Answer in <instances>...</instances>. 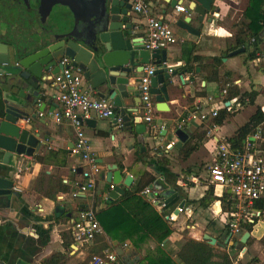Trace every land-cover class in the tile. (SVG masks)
Returning <instances> with one entry per match:
<instances>
[{
	"label": "crops",
	"instance_id": "obj_1",
	"mask_svg": "<svg viewBox=\"0 0 264 264\" xmlns=\"http://www.w3.org/2000/svg\"><path fill=\"white\" fill-rule=\"evenodd\" d=\"M148 1L153 7L154 14L171 25L178 42L166 50L169 73L172 71L177 74L172 79L169 89L170 100L166 109H158L159 104L155 101L157 111L154 122L149 125L141 120L147 128L144 134L146 151H142L135 132L137 126L135 121L141 116V100L134 97L123 99L122 109L126 111L131 121L133 132L126 133L118 127L114 119L95 118L94 124L84 125L93 156L101 171L96 176L95 191L83 192L80 185L84 178L80 169L86 165L71 152L76 141V130L71 123L56 122L55 114L62 108L57 99L53 102L56 107L48 104L45 111L38 114V120L42 122L36 121L38 128L36 131L42 134L41 141L45 146L32 157L25 155L11 160L10 165L3 164V154H0V177L12 181L13 192L19 194L12 196L8 209H0V264H45L58 254L68 255L66 264L85 262L90 257L91 250L97 245V238L91 244H79L75 241L72 226L82 209L99 211L107 207L112 191V184L107 180L108 167L111 165H116L118 170L124 173V179L126 176L133 178L130 187L124 186L125 191L142 190L140 195L155 207L174 231L164 242L163 248L175 261L186 239L206 241L204 236L209 235L217 239V244L213 247L227 250L234 264H264V210H262L264 198L256 203L257 218L246 227L245 233L249 232V225L253 226L248 239L251 244L247 242L244 250L235 246L244 233L241 236L233 235L229 245H226L227 237L231 234L226 227L227 213L231 209L230 195L211 184L208 172L209 167L217 161L219 146L228 143L236 132L249 122L258 108L264 113V56L250 61L247 59L246 51L223 59L222 75L227 73L228 79L242 94L256 92L257 96L254 105L248 100L245 101L246 104L239 103L237 97L232 100L235 114L222 125L210 126L209 123L214 118L213 113L225 110L224 106L229 103L225 101L230 85L222 87L218 83L206 82L202 68L203 65L213 64L216 57H220L228 48L236 45L233 31L236 25L244 21L243 14L250 0H201L197 4L193 0H176L179 2L178 6L186 9L185 13L178 12L177 7L171 6L173 0ZM198 4L206 6L209 11L201 34L194 36L178 27L177 21L188 20L191 17V24L197 26L198 15L192 10ZM5 12L11 14L12 20H16L15 13L7 10L6 1L0 0V39L4 41L6 39L2 27L5 25ZM133 15L139 27L137 32L143 36L144 21L135 13ZM209 20L212 22L208 23ZM190 44H195L196 51L191 66H188ZM147 66L156 68L154 61H150V65H145L144 68ZM190 67H193L194 71L190 72ZM225 89L226 96L223 95ZM84 90H87L86 83ZM88 91L96 95L91 90ZM51 93L55 96L59 94L54 81ZM109 102L114 105L113 101ZM135 109H138V114L133 113ZM194 111L198 115H205L207 120H194L179 128L188 114ZM178 129L190 133L180 148L176 146L179 140L175 133ZM152 132L156 135L155 138L151 137ZM194 137L192 145L197 149L188 159H183L180 151ZM143 154L146 157L141 159ZM39 157L42 161L38 160ZM43 173L62 179L63 184L71 188L70 193L60 194L56 200L37 193L35 187ZM143 173L156 177V181L163 179L165 185L172 191V196L177 195L171 200L172 196L166 197L160 190H153L155 196L167 204L166 208L161 209L159 205L152 204L149 196L143 195V191L156 182L149 184V177L142 176ZM211 187L214 189L216 200L208 208L201 207L198 202L206 196ZM225 194L227 198H224L230 204L227 212L222 200ZM182 202L186 203L185 207L182 208L183 212L178 213ZM171 214L177 215L175 222L167 220V216ZM182 215L186 218L181 224L179 221ZM232 242L234 244L230 245ZM106 244L109 247L103 254L106 251L117 253L118 248H122L124 256L120 257L117 253L119 258L126 259L128 256H137L140 260L143 258L142 253L135 249L129 239L123 243L106 241ZM119 263L118 259L117 264Z\"/></svg>",
	"mask_w": 264,
	"mask_h": 264
},
{
	"label": "water",
	"instance_id": "obj_2",
	"mask_svg": "<svg viewBox=\"0 0 264 264\" xmlns=\"http://www.w3.org/2000/svg\"><path fill=\"white\" fill-rule=\"evenodd\" d=\"M68 1L55 4L57 8L51 15L53 25L49 31H39L21 42L0 39V154H3L5 165H10L11 160L18 157H32L45 146L41 141L42 134L36 131V121L42 122L38 120V114L43 113L48 104L57 106L53 103L56 96L51 93L53 76L64 70L62 60L66 57L83 72L86 87L96 94V98L114 102L123 118L126 133L133 132V127L122 109V100L129 97L140 99L138 84L145 65H150V61H154L156 66L151 88L159 104L158 109L165 110L170 100L169 89L177 74L169 73L168 69L162 67L167 62L166 50L152 53L145 50L143 36L137 32L139 27L134 19L131 0ZM193 1L197 4L201 0ZM17 4L18 0H7L8 11L16 15ZM178 5V1H171L173 8ZM192 11L198 15L197 26L191 24V17L178 20L177 25L199 36L209 9L198 4ZM261 37H264V32ZM246 51L247 48L243 47L232 52L230 57ZM133 113L138 114V109ZM87 123L94 124V120L84 124ZM135 123L137 141L145 152L144 134L147 128L140 118ZM175 136L179 140L176 146L180 148L190 133L178 129ZM151 137L155 138L156 135L152 132ZM108 170L107 180L114 185L109 196L111 200H116L125 195L124 186L130 187L133 178L126 176L124 179V173L116 165L109 166ZM80 172L83 173V169ZM150 189L160 190L166 197L172 196L163 179L157 180ZM18 195L13 192L12 181L0 177V209H8L12 196ZM176 197L172 196L171 200ZM154 198V194L149 195V199ZM185 204L182 202L181 208ZM232 237V233L229 234L226 245H229ZM249 238L250 232L245 233L235 246L244 250ZM204 240L212 246L217 244V239L209 235H205ZM117 253L120 257L124 256L122 248H118Z\"/></svg>",
	"mask_w": 264,
	"mask_h": 264
},
{
	"label": "built area",
	"instance_id": "obj_3",
	"mask_svg": "<svg viewBox=\"0 0 264 264\" xmlns=\"http://www.w3.org/2000/svg\"><path fill=\"white\" fill-rule=\"evenodd\" d=\"M131 4L132 12L144 21L145 50L152 53L168 50L177 44L178 38L173 28L154 14L153 7L148 0H131ZM177 11L185 13L186 9L177 6ZM62 65L64 70L54 76L53 79L59 90L56 99L62 107L55 114L56 122L58 124L68 122L74 126L76 141L71 152L86 165L83 168L84 182L80 185V189L83 192L95 191L96 176L100 173L101 168L93 156L90 141L84 130V123L95 118L114 119L118 127L123 129L124 121L112 103L96 98L88 91L89 89L84 90L83 72L74 65L70 58H64ZM162 67L168 69L167 63H163ZM144 69L138 84L141 99V116L139 118L151 125L157 111L151 88L152 77L156 68L147 66ZM223 95H227V89L223 90ZM224 107L229 113L235 111L233 102L227 103ZM217 115L218 112L215 111L213 117ZM194 120L206 121L207 117L198 115L196 111L190 112L179 125V128ZM254 141L264 142V133L258 131L239 151L231 149L229 143L221 144L218 149L217 161L208 170L211 184L220 187L230 195L231 209L227 213L226 227L234 236L243 235L247 225L254 222L258 216L256 203L264 198V149H257ZM174 145L175 143L172 144V146ZM113 189L114 185H111V190ZM150 194L156 195L150 188L143 191L144 196ZM151 202L154 205L160 202L159 207L161 209L167 206L156 196ZM181 212L183 209L178 208V213ZM167 220L175 222L177 215L171 214L167 216ZM72 231L75 241L83 245L93 243L98 236L104 234L94 209L81 211L77 221L72 226ZM118 259L116 252L106 251L102 256H95L92 264H117Z\"/></svg>",
	"mask_w": 264,
	"mask_h": 264
},
{
	"label": "trees",
	"instance_id": "obj_4",
	"mask_svg": "<svg viewBox=\"0 0 264 264\" xmlns=\"http://www.w3.org/2000/svg\"><path fill=\"white\" fill-rule=\"evenodd\" d=\"M243 17L244 21L236 25V29L233 31L236 45L228 48L220 57H216L213 64L203 65L202 68L206 82L218 83L222 87L230 85L225 102H231L237 97L239 103L246 104L245 101L248 100L250 104L254 105L256 92L242 94L240 89L228 79V74L222 75L221 73L223 59L228 58L232 52L243 47H247V59L250 61L264 56V37H261L264 32V0H250ZM254 40H256V45H254ZM189 47L188 66H191L196 46L190 44ZM189 71H194V68L190 67ZM234 114L235 111L229 113L226 109L220 111L209 125H222ZM258 131L264 133V113L261 108H258L249 122L229 140L231 149L242 150L245 143L253 138ZM194 139L195 137L190 139L181 149L183 159H188L190 154L197 149L196 146L192 145ZM253 143L256 148L264 149V143L258 141ZM145 157L146 155L143 154L141 159ZM38 160L42 161V158L39 157ZM142 176L149 177V184L156 181V177H152L148 173H143ZM35 188L37 193L52 200H56L60 194H67L71 191L69 185L63 184L62 179H57V177L46 173L39 176ZM213 190L211 187L206 196L198 202L201 207L208 208L216 200ZM141 192L142 190H127L126 194L118 200H108L105 209L99 211L94 209L104 230V235L97 237V245L94 250H91L90 257L82 264H90L95 256H102L109 247L106 241L123 243L127 239L132 242L135 249L142 253L143 258L141 260L137 256H128L126 259L119 258V264H234L227 250H220L211 246L207 241L194 239H186L177 253V260L175 261L163 248L164 242L174 231L163 220L155 207L140 195ZM224 197L227 198V195L225 194L222 199L227 212L230 204ZM85 210L84 208L81 211ZM262 210H264V205H262ZM252 228L253 226L249 225L248 231L251 232ZM248 244H251L250 240ZM67 260L68 255L58 254L46 261L45 264H66Z\"/></svg>",
	"mask_w": 264,
	"mask_h": 264
},
{
	"label": "flooded vegetation",
	"instance_id": "obj_5",
	"mask_svg": "<svg viewBox=\"0 0 264 264\" xmlns=\"http://www.w3.org/2000/svg\"><path fill=\"white\" fill-rule=\"evenodd\" d=\"M5 1L7 3V0ZM59 1L63 0H18L15 21L11 19V14L5 12L6 20L2 30L6 41L21 42L39 31H49L53 25L51 15L54 14V9L57 8L55 4Z\"/></svg>",
	"mask_w": 264,
	"mask_h": 264
},
{
	"label": "rangeland",
	"instance_id": "obj_6",
	"mask_svg": "<svg viewBox=\"0 0 264 264\" xmlns=\"http://www.w3.org/2000/svg\"><path fill=\"white\" fill-rule=\"evenodd\" d=\"M186 218V216L185 215H182L181 217H180V221H179V223H181L182 224V222L181 221H184V219Z\"/></svg>",
	"mask_w": 264,
	"mask_h": 264
}]
</instances>
